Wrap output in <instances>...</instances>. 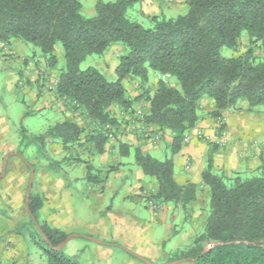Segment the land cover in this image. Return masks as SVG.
Returning <instances> with one entry per match:
<instances>
[{"label":"trees","instance_id":"1","mask_svg":"<svg viewBox=\"0 0 264 264\" xmlns=\"http://www.w3.org/2000/svg\"><path fill=\"white\" fill-rule=\"evenodd\" d=\"M138 1L98 0L95 14L85 17L79 0H0V42L18 39L37 48L50 68L57 65L55 45L61 44L64 62L52 90L67 108L80 109L98 127L94 135L86 136L95 141L98 152L108 135L112 136L111 127H118V119L110 110L113 106L133 113L137 122L134 103L142 101L144 115L140 121L160 134L170 131V151L175 153L187 131L196 125L202 99L211 100L213 110L208 114L221 131L222 111L235 108L241 101L249 111L264 105V0H186L184 14L150 17L149 27L125 15ZM242 33L247 35L246 50L221 55L222 47L237 53ZM114 44L124 48L114 81L107 80L96 67L80 69L88 56L101 55ZM256 48L261 50L260 56ZM149 70L175 78L178 87L159 79L149 90ZM128 76L141 85V93L134 98L128 97L123 85ZM84 131L68 119L38 134H27L21 128L17 156L30 172L35 165L23 157L30 147L43 155L46 138L50 137L68 150L77 145ZM115 141L119 155L128 156L129 146L117 138ZM133 157L144 175L155 180L147 202L171 203L186 219L191 213L188 205L196 199L195 185L175 182L169 157L157 160L139 147L133 148ZM201 181L209 206L203 231L176 259H192L194 264H264V168L257 176L228 179L213 173L209 164L201 173ZM42 207V196L30 192L27 206L24 204L28 222L19 229L28 231L35 243L44 246L45 264H77L58 248L67 234L38 220ZM209 243L215 245L204 250ZM0 264L10 263L0 259Z\"/></svg>","mask_w":264,"mask_h":264},{"label":"crops","instance_id":"2","mask_svg":"<svg viewBox=\"0 0 264 264\" xmlns=\"http://www.w3.org/2000/svg\"><path fill=\"white\" fill-rule=\"evenodd\" d=\"M79 1L81 3L82 13H86L89 17L95 14V3L98 0ZM185 1L186 0H139L135 4L140 8L138 14L143 16L146 20H149V18L153 16L166 15L170 13L172 9L178 11L177 9L181 8L180 10H182L183 6H186L187 11ZM19 41L18 39H13L9 43L0 42V56L2 58L0 62V74H4L0 76V81L4 78V81L8 84V89L11 91L12 88H14L15 90L22 91V93L28 94L33 102L35 104L37 103L35 107L36 112H40L46 108L53 110L56 118L49 127L68 119L85 128L77 145L68 150H64L61 144L56 140L50 137L46 138L47 147L45 146V152L46 148L48 149L46 157H49V151L53 154V157L57 158L56 160L59 161L65 158L67 151L74 150L79 156L82 157L87 155L86 159L91 160L92 163L96 162L101 168H107V171H110L111 174L109 172L110 175L104 182L90 179L91 177L86 178V175L80 176L79 178L73 177V180L84 178L86 184L83 188H85V190H90L91 187H93L95 194H88L87 196V200L92 206L96 203H101L105 196L111 199L114 196V193L111 191L116 190L118 186L121 185V187L125 188V193L119 196V200L122 202H132V204L140 200L145 209L149 211L153 223L155 222L156 226L165 230V236L159 237L160 239L156 238L157 242L162 244L164 241L170 239V237L177 236L190 237L193 239L194 236L191 227L194 226L193 219L197 214L192 213V211H198L196 204L200 201L201 194L203 192L206 193V189L201 181V173L207 165H211V171L213 173L222 175L228 179H233L235 177L241 178V175L248 178L261 174V170L264 168V112L260 107H255L250 111L247 110V105L243 101L239 102L235 108L221 112V121L223 124L221 134L217 121L208 114L209 111L213 110L211 100L207 98L202 99L200 103L201 109L199 110V119L196 125L187 131L189 139L182 142L180 149L175 153H171L170 151L173 137L170 131L161 133L160 139L155 142L140 139L141 137L136 127L133 113H130V111H122L119 107L113 106L110 110L113 111L115 117L118 119V127H111L110 130L114 132L115 137H109L108 135V139L105 140L102 145V151L98 152L95 141L91 140L90 137H86L88 135H94L93 130L98 127L95 126L80 109L68 110L65 103L56 97L54 90L48 91L46 88V94L42 93L43 89H40L39 81L43 83L45 81L48 83L51 80L53 81V79L55 81L57 80L58 73L55 72V69L48 67L46 63L43 64V62H45L44 59L35 53V48L31 45L33 53L31 56L25 55ZM108 48L109 50L103 57L102 68L107 72H112L111 81H114L116 79L114 70L117 66L119 56L123 54L124 48L119 44L111 45ZM114 49H117V52H113L112 50ZM61 53L63 57V49ZM51 72L55 74L48 81L47 78L51 77ZM102 74L104 75V73ZM159 79L166 82L162 79V76L156 74L155 82ZM135 82L137 87L141 88L139 82L131 76L123 80L126 93L130 98H134L138 94V90L133 87ZM149 82L148 80V84H151V88H153L155 82ZM33 85L36 87L35 89ZM137 107H139L138 103H134V109ZM4 124L5 118L2 116L0 117V127L2 130L4 129L2 127ZM197 130L201 132L200 137L196 135ZM116 138L119 142L129 146L130 153L126 158H130L131 150L135 147H139L141 152L155 159H157L154 156L156 153L163 154L165 158H171L175 182L179 185L192 183L196 187V199L191 201L188 205L191 213L194 214L192 215V220L189 221V219H184V216L181 217L180 212L174 209L171 203L156 202L154 207L148 205L147 195L154 191L156 186L155 180L144 175L138 166L135 167L130 162L124 163V167H121L122 162L119 157L122 156L118 153V143L115 141ZM29 149L32 150L31 162L35 165L33 178L36 176V173L42 169L41 177L47 185L45 198L50 214V216L47 217V223L52 227L59 226L60 221L58 215L62 213L64 204L67 203L69 192L63 189L66 185L63 183L64 181H62L60 176L56 175L57 172L55 173L52 171L51 167H48V165L41 161L44 159L45 152L43 155H39L34 146ZM7 154L10 155L11 153ZM15 155L17 156V153ZM79 156L76 155V161L67 165L69 170L75 168L87 170V164L84 162V159H81ZM19 158L22 161V157ZM65 193H67V195ZM55 201H57V205L54 207ZM108 214L110 216V223L117 226L120 221L113 217L112 212ZM177 218L181 219L178 228H176L177 232L174 234V232H171L172 224L170 223V219H172L173 223ZM182 221H192L189 225L190 228H186L189 232L184 228V225H181ZM135 232L138 233L137 230ZM147 242H150L148 238Z\"/></svg>","mask_w":264,"mask_h":264},{"label":"rangeland","instance_id":"3","mask_svg":"<svg viewBox=\"0 0 264 264\" xmlns=\"http://www.w3.org/2000/svg\"><path fill=\"white\" fill-rule=\"evenodd\" d=\"M180 9H177L178 11L172 9L170 13L163 16L175 18L186 12V6H183L182 10ZM139 10L140 8L138 5H131L127 8L125 15L129 20L140 22L142 26L149 27L151 25L150 20H146L143 16L138 14ZM81 14L85 17H89L84 12H81ZM19 42L23 53L27 56H31L33 53L32 47L22 41ZM246 48L247 35L246 33H242L237 53H233L226 47H222L220 53L227 57L232 54H240L244 52ZM108 50L109 48L101 55L88 56L80 64V69H85L90 66L96 67L104 73L107 80L111 81L112 72H107L102 68L103 57ZM112 51L117 52V49ZM61 52V44L57 43L54 53L58 62L57 65L52 68L55 69L57 73L64 62ZM255 52L257 55H261L260 49L256 48ZM35 53L44 59L42 53L37 48H35ZM1 61L2 58L0 56V62ZM43 64H45V62H43ZM54 74V72H51V77H48L47 80L49 81ZM2 75L4 74L1 73L0 76ZM155 77L156 73L149 70V83H154ZM164 80L167 84L178 87L175 78L166 77ZM53 81L51 80L48 83H46V81L44 83L39 81V87L43 89L42 93L46 94V88L48 91H51L49 85H51ZM150 85L151 84L148 86ZM133 87L138 90V94L141 93L136 82L133 84ZM35 88L34 86V89ZM153 88H149V90H153ZM36 105L37 103L35 104L28 94L22 93V91L15 90L14 88H12V91L9 90L8 84L4 81V78L1 79L0 117L4 116L5 124L2 126L4 128L3 130L0 127V174L4 155L11 153L8 156L5 172L3 176L0 177V259L4 263L45 264L43 253L44 246L35 243L30 238V235H28V231L22 228L19 229L21 225L28 222V218L25 216L24 198L29 180V172L20 158L15 155L18 153L19 148L21 135L19 131L21 128H24L27 134L42 133L49 128L56 118L53 110L48 108L36 112ZM138 106L139 107L135 109H143L144 103L138 101ZM259 107L262 108L264 112V105ZM68 110L72 111L70 108H68ZM25 112L30 114L24 116ZM112 136L113 138L115 137L113 132ZM47 150L46 148V152ZM46 152L44 153V159L42 158L44 164L51 167V170L55 173L57 172L56 175L60 176L62 181H64L63 183L66 185L63 189L69 192L67 203L64 204L62 213L58 215L60 221L59 226L55 227L64 231L67 234L66 237H70L63 247V252L77 264H146L139 258H144L151 264H166L179 260L180 258L176 259L179 252L191 246L192 239L190 237H170V239L164 241L162 244L157 242L156 238L165 236V230L156 226L155 222L153 223L149 211L145 209L140 200L134 204H132V202H122L119 200V196L125 193V188L121 187V185H119L116 190L111 191L114 193L111 199L105 196L101 203H96L92 206L88 202L87 196L88 194H95L93 187H91L90 190H85L83 186L86 184V180L84 178L73 180V177L79 178L80 176L86 175V178L91 177L90 179L104 182L111 172L107 171L105 167L101 168L96 162L92 163L91 160L86 159L87 155L82 157L79 156L74 150L67 151L65 158L59 161L56 160L57 158L53 157V154L49 151V157H46ZM31 154L32 150L28 149V152H25L24 159L31 162ZM76 155L84 159V162L87 164L86 171L78 168L73 170L67 168V165L76 161ZM154 156L159 160L165 159L163 154L156 153ZM119 159L122 162L121 167H124V163L127 162L137 167L134 162L133 149L131 150L130 158L119 157ZM41 170L42 169H40L33 178L31 192L42 196L43 207L41 211L38 212L37 218L42 222H47V217L50 216L48 205L46 204L47 200L45 198L47 185L41 177ZM241 178H245V176L241 175ZM65 194L67 195V193ZM56 203L57 201H55L54 207L57 205ZM196 206L198 211H192V213L197 214L193 219L194 226L191 227L194 237L203 231V221L209 207L206 193L203 192L201 194L200 201L197 202ZM173 208L180 212L181 217L184 216V212L180 208L174 205ZM109 212H112L113 217L120 221L117 226L110 223ZM192 213L189 214L186 220H192V215H194ZM180 219L181 218H177L173 223L172 219H170V223L172 224L171 232H174V234L177 232L176 228H178L180 224ZM189 221H182L181 225H184L185 229H189V225L192 222ZM136 230L138 233L135 232ZM147 238L150 240L149 243L147 242ZM176 264L192 263L186 260L177 262Z\"/></svg>","mask_w":264,"mask_h":264},{"label":"built area","instance_id":"4","mask_svg":"<svg viewBox=\"0 0 264 264\" xmlns=\"http://www.w3.org/2000/svg\"><path fill=\"white\" fill-rule=\"evenodd\" d=\"M167 76L166 75H163L162 76V79H165ZM57 84V80L53 81L51 85H49V89L52 90V89H55V86ZM135 119L137 120L136 122V127L138 129V132L140 134V137L143 139V140H148L150 142H155L157 140L160 139V133L155 130L152 126L150 125H147V124H144L143 122H141L140 120H142L143 118V111L142 109H136L135 111ZM219 124H221V122L219 121L218 122ZM221 134H222V131H220ZM196 135L197 137H200L201 136V132L199 130H197L196 132ZM109 137H112L111 135H109ZM189 139V136H188V133L185 134L184 136V141H187ZM148 205L151 206V207H154L156 204L149 200L148 201Z\"/></svg>","mask_w":264,"mask_h":264},{"label":"water","instance_id":"5","mask_svg":"<svg viewBox=\"0 0 264 264\" xmlns=\"http://www.w3.org/2000/svg\"><path fill=\"white\" fill-rule=\"evenodd\" d=\"M8 155L9 154H6L3 158V161H2V166H1V174H0V177L3 176L4 172H5V169H6V166H7V158H8ZM33 169L30 170V175H29V180H28V184H27V188H26V192H25V198H24V204L25 206H27L28 204V197L30 196V192H31V186H32V182H33ZM70 239V237H66L65 240L59 245V249L63 248L66 244V242ZM215 245V243H209V244H206L204 246V250H209L211 247H213ZM186 260H190V262H192V264H194V261L192 259H179L177 261H173V262H170V263H166V264H176L177 262H183V261H186Z\"/></svg>","mask_w":264,"mask_h":264}]
</instances>
